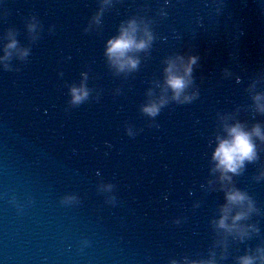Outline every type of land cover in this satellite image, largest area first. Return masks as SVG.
Segmentation results:
<instances>
[{
    "label": "water",
    "instance_id": "obj_1",
    "mask_svg": "<svg viewBox=\"0 0 264 264\" xmlns=\"http://www.w3.org/2000/svg\"><path fill=\"white\" fill-rule=\"evenodd\" d=\"M149 36L135 0H0V264H264V205Z\"/></svg>",
    "mask_w": 264,
    "mask_h": 264
},
{
    "label": "clouds",
    "instance_id": "obj_2",
    "mask_svg": "<svg viewBox=\"0 0 264 264\" xmlns=\"http://www.w3.org/2000/svg\"><path fill=\"white\" fill-rule=\"evenodd\" d=\"M151 38L150 36L148 37ZM14 43V42H13ZM146 44L145 40L136 41L134 36L129 34L127 29L122 30L121 35L109 41V47L107 52L110 58L115 57L119 62V66L123 67V58L127 50L130 48H142ZM11 46V45H10ZM195 58L192 57L189 60V64L184 68V75L174 74L172 71V65L165 70L168 73L166 78L167 84L173 89L174 98H178L182 88L186 85L187 81L185 76L191 71V63L194 62ZM127 63L129 66L134 67L136 60L134 58L128 57ZM73 100L78 102L84 95L86 91L81 87L79 90L76 88L72 89ZM79 93V94H77ZM163 103V100L160 102ZM149 114H154L157 111V105L153 104L145 108ZM231 134L230 140H222L215 150L213 156L217 160L216 167L221 170L222 174L226 172H235L240 164H242L244 159H252L254 156L253 144L250 139V134L241 130L238 126H233L229 129ZM254 132L258 135L259 129H254ZM227 200L229 202H239L244 200L246 197L239 191H231L226 193ZM246 213L237 212L235 216L232 217L233 222L241 219ZM227 219L226 210L225 215L220 217L218 221L220 227H233L226 225L225 220ZM242 264H250V258H242Z\"/></svg>",
    "mask_w": 264,
    "mask_h": 264
}]
</instances>
